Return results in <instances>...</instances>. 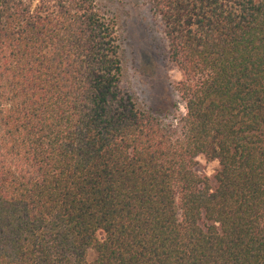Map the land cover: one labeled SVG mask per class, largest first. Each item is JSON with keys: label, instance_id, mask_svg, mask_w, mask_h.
Segmentation results:
<instances>
[{"label": "trees", "instance_id": "obj_1", "mask_svg": "<svg viewBox=\"0 0 264 264\" xmlns=\"http://www.w3.org/2000/svg\"><path fill=\"white\" fill-rule=\"evenodd\" d=\"M146 2L173 120L97 0H0V264H264V0Z\"/></svg>", "mask_w": 264, "mask_h": 264}, {"label": "rangeland", "instance_id": "obj_2", "mask_svg": "<svg viewBox=\"0 0 264 264\" xmlns=\"http://www.w3.org/2000/svg\"><path fill=\"white\" fill-rule=\"evenodd\" d=\"M100 6L114 16L123 55L122 86L137 101L160 114L167 112V120L184 113L183 105L172 85L181 79V71L169 61L159 45L162 24L154 16L146 0H97ZM200 174L212 175L217 161L197 158ZM94 257L93 250L87 254Z\"/></svg>", "mask_w": 264, "mask_h": 264}]
</instances>
